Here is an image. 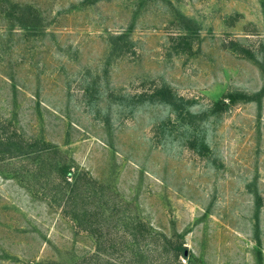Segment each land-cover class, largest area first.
Wrapping results in <instances>:
<instances>
[{
    "label": "rangeland",
    "instance_id": "rangeland-1",
    "mask_svg": "<svg viewBox=\"0 0 264 264\" xmlns=\"http://www.w3.org/2000/svg\"><path fill=\"white\" fill-rule=\"evenodd\" d=\"M0 138V264H264V0H0Z\"/></svg>",
    "mask_w": 264,
    "mask_h": 264
},
{
    "label": "trees",
    "instance_id": "trees-1",
    "mask_svg": "<svg viewBox=\"0 0 264 264\" xmlns=\"http://www.w3.org/2000/svg\"><path fill=\"white\" fill-rule=\"evenodd\" d=\"M4 143L7 144V145H10V146L14 145L16 147V149L19 146H21L20 145L21 143H15V142H12V140L0 138V144H4ZM45 145H46V143L43 142V144H39V142L35 139L32 142L26 143V151L25 152L24 151L21 152V151L17 150L16 155L22 154V153H29V154H31L33 159L34 158L36 159V158L40 157V159L38 158V160L40 162H44L45 161V163H46L47 159H45V156H44V154H45L44 151L45 150H43L45 148ZM1 156H5V154H0V157ZM48 162H50V160ZM55 165H56L57 169L61 172V175L63 176L64 181L71 184L72 192H71V189H70V194L69 195H72L73 194L74 184H76L75 183L76 182V173L71 170V165H69V164H67V163H65L63 161L62 162L56 161ZM73 176H74V179H73V182H71L70 179ZM175 249H176V254L177 255L179 253H183L184 256L188 257V254L186 255L185 252L183 251V249H185V246L182 245L181 243L180 244H176ZM179 251H181V252H179Z\"/></svg>",
    "mask_w": 264,
    "mask_h": 264
}]
</instances>
